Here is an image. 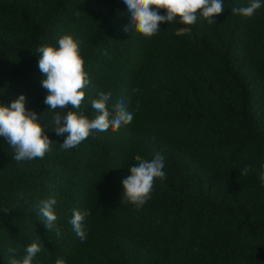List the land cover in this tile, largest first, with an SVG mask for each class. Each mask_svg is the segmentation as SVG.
Segmentation results:
<instances>
[{"label":"trees","instance_id":"trees-1","mask_svg":"<svg viewBox=\"0 0 264 264\" xmlns=\"http://www.w3.org/2000/svg\"><path fill=\"white\" fill-rule=\"evenodd\" d=\"M222 3L213 24L176 17L149 38L126 31L124 0H0V103L24 95L53 141L43 159L16 162L0 137V264L37 241L33 264H264V0L250 18L232 13L249 0ZM64 35L79 42L91 83L80 109L55 111L94 119L91 101L103 91L110 120L120 101L134 115L69 150L67 133L52 131L37 51ZM157 153L166 179L137 210L123 200L122 181L137 157ZM51 198L59 236L40 214ZM73 209L90 213L83 241Z\"/></svg>","mask_w":264,"mask_h":264},{"label":"clouds","instance_id":"clouds-1","mask_svg":"<svg viewBox=\"0 0 264 264\" xmlns=\"http://www.w3.org/2000/svg\"><path fill=\"white\" fill-rule=\"evenodd\" d=\"M124 3L129 9L131 20L126 31L132 30L149 38L158 34L160 24H170L176 17H179L180 23L184 25L195 24L198 15L209 24H213L214 17L224 11L222 0H124ZM261 6V0H249V5L246 7H232V13L250 18ZM152 8L158 11H153ZM161 9L166 11V15L160 14ZM185 30L178 29V34ZM37 51L40 55L38 67L46 77L42 81V86L48 92L43 103L49 106V110L54 111L52 131L58 136L67 133L66 139L61 144L63 150L77 147L89 137L92 130L106 132L111 128L115 131L121 125L131 124L134 115L127 110L123 101L115 104V115L111 120L109 119L108 102L111 93L105 94L103 91L99 92L98 98L91 101L92 108L97 113L94 119H89L79 111L69 110L66 114L63 111H55L64 110L68 106L80 109L86 96L84 89L91 83L89 73L85 70V60L80 54V44L73 35H64L60 38L58 47L41 46ZM133 91L138 92L139 89ZM25 100L26 97L21 95L10 106L0 103V137L11 145L16 162L43 159L53 144L45 133V128L42 127L44 117L38 118L35 112L26 110ZM136 159L138 163L130 168L131 174L122 181L124 189L122 198L139 210L150 199L155 181L166 179L163 171L165 157L157 153L151 160L139 157ZM250 171L251 168L248 166L240 174L246 176ZM259 178L264 184V171H261ZM39 204L46 229L48 232L55 231L59 236L60 229L55 225L56 199L42 200ZM87 215L90 213L73 209L70 223L81 241L85 239L82 222ZM15 251L12 248L8 249L9 253ZM40 251V242H34L26 248V254L20 260L14 259L11 264H33L34 258ZM56 264H65V261L57 259Z\"/></svg>","mask_w":264,"mask_h":264}]
</instances>
